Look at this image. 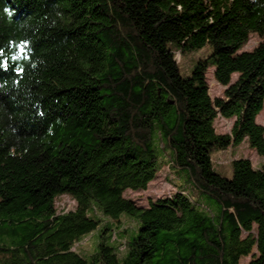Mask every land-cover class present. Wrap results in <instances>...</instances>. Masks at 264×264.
<instances>
[{
	"label": "trees",
	"instance_id": "1",
	"mask_svg": "<svg viewBox=\"0 0 264 264\" xmlns=\"http://www.w3.org/2000/svg\"><path fill=\"white\" fill-rule=\"evenodd\" d=\"M263 109L264 0H0V264H264V160L231 177L214 160L243 142L264 159ZM157 147L180 189L142 206L125 192L155 179ZM101 215L136 221L124 251Z\"/></svg>",
	"mask_w": 264,
	"mask_h": 264
},
{
	"label": "rangeland",
	"instance_id": "2",
	"mask_svg": "<svg viewBox=\"0 0 264 264\" xmlns=\"http://www.w3.org/2000/svg\"><path fill=\"white\" fill-rule=\"evenodd\" d=\"M262 38L256 34L252 33L249 37L247 44L242 48V50H252L255 48L260 42ZM209 47H205L199 51L182 53L179 50L175 51L176 59L178 64L182 67L184 71H188L193 62L196 59L201 57H205L209 53ZM195 63V62H194ZM190 72V71H189ZM184 73V72H183ZM188 73V72H187ZM185 74V73H184ZM207 81L209 84V91L210 95L213 99L216 97H222L224 94L225 86L218 83V81L214 77V68L209 67L206 73ZM238 78V74H233L232 81H235ZM235 118L227 119L222 116H218L215 120V127L218 132L220 133H231L232 127L234 124ZM257 121L264 125V109L261 113L257 116ZM165 142V140H164ZM161 144V141L159 142ZM162 146V144H161ZM158 148V147H157ZM158 153L160 155V161L163 160V164L157 173L155 179L148 185L146 190H139V191H132L127 190L125 195L129 198L135 200L139 205L147 206L151 200H156L160 197L170 196L173 195L180 187L177 184L181 183V180L175 173L172 171V166L168 164V159H162L163 155V147L158 148ZM214 160L216 165L223 166L224 175L231 177L233 174L232 166L230 164L231 160L239 157H247L249 158L255 167H261L263 164V157L253 149L249 143L243 142L242 144L230 147L226 150H220L214 154ZM167 159V161H166ZM196 200V199H195ZM77 203L74 199H72L69 195H61L56 199V207L59 212H67L73 210L76 207ZM103 223L110 224L113 223L110 227L111 229H107L106 233H111V240L119 243V247L121 251H124L126 239L119 240L118 238L121 237L123 234V230L133 229L137 223L136 221L128 218L127 216H122L121 222H115L111 218L103 217L101 215ZM121 234V235H120ZM93 236L94 233L84 237L83 240L78 242L74 249L81 253H90L93 250L94 243H93ZM252 259V254L244 257L241 260V264H247Z\"/></svg>",
	"mask_w": 264,
	"mask_h": 264
},
{
	"label": "snow or ice",
	"instance_id": "3",
	"mask_svg": "<svg viewBox=\"0 0 264 264\" xmlns=\"http://www.w3.org/2000/svg\"><path fill=\"white\" fill-rule=\"evenodd\" d=\"M6 11H8V14H9V15H12V14H13L11 9H6ZM2 66H3V67H7V65H2Z\"/></svg>",
	"mask_w": 264,
	"mask_h": 264
}]
</instances>
